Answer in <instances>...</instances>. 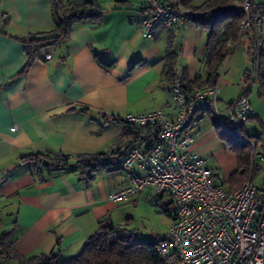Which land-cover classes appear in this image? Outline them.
I'll return each instance as SVG.
<instances>
[{
	"label": "crops",
	"instance_id": "1",
	"mask_svg": "<svg viewBox=\"0 0 264 264\" xmlns=\"http://www.w3.org/2000/svg\"><path fill=\"white\" fill-rule=\"evenodd\" d=\"M205 1L193 0L192 5ZM77 4H84L89 15L74 21L65 39L36 48L29 60L24 41L55 27L51 3L0 0V15H8L6 23L0 20V233L7 231L14 250L25 257L56 253L60 260L69 259L81 251L100 219L109 216L123 226L126 204L153 196L159 200L164 194L146 186L128 201L113 204L108 191L126 179L119 161L98 168L88 182L71 169L34 171L25 157L64 155L72 163L78 155L121 152L124 143L117 141L124 123L117 118L161 108L172 119L173 98L164 78L169 40L177 54V78L193 83L206 76L207 31L192 19L143 37L141 21L149 11L142 2L62 0L65 7ZM97 57L110 67L103 68ZM251 68L243 72L246 82ZM248 90L250 100L251 87L226 102L221 115ZM252 107L260 119V110ZM205 109L190 152L213 167L210 160L222 163L231 154ZM141 129L145 133L148 128ZM235 170L231 166L227 174ZM0 264L17 263L0 257Z\"/></svg>",
	"mask_w": 264,
	"mask_h": 264
},
{
	"label": "built area",
	"instance_id": "2",
	"mask_svg": "<svg viewBox=\"0 0 264 264\" xmlns=\"http://www.w3.org/2000/svg\"><path fill=\"white\" fill-rule=\"evenodd\" d=\"M138 1L149 11L141 21L143 37H150L158 28L181 24L189 15L179 2ZM254 1L241 0L236 7L244 17L236 42L225 45L226 61L235 53L245 29L253 33L257 53L264 54V9H258ZM0 20L6 23L8 15L2 13ZM217 85L218 81L213 87L186 93L176 77L169 86L175 109L172 119L161 108L122 117L137 127L155 128L157 139L148 146L138 144L127 150L119 161L126 179L108 191L107 199L119 204L146 186L170 195L175 205L174 217L166 237L156 246L164 264H264V188L259 190L254 183L255 169L260 166L259 171H264V143L257 145L248 139V175L234 189L225 186L220 171L207 166L204 157L190 152L205 106L225 130L255 115L245 95L221 115Z\"/></svg>",
	"mask_w": 264,
	"mask_h": 264
},
{
	"label": "trees",
	"instance_id": "3",
	"mask_svg": "<svg viewBox=\"0 0 264 264\" xmlns=\"http://www.w3.org/2000/svg\"><path fill=\"white\" fill-rule=\"evenodd\" d=\"M49 1L56 15L55 27L50 32L33 35L24 41V49L29 60L36 48L55 44L65 39L71 24L89 15L84 4L65 7L62 6V0ZM177 2L189 12L187 19H192L199 27L207 31L205 79L200 80L197 78L193 83H189L181 78L182 89L184 92L189 93L196 89L213 87L219 79L222 64L226 60L225 45L229 41L236 42L238 37V27L244 15L236 7L241 0H207L198 7L192 5L193 0H175L170 4ZM254 5L263 10L264 0L258 3L254 1ZM252 44L254 47L251 60L252 68L250 73L246 74V77L252 83L257 82L259 94H264V54L257 53L254 37ZM97 60L103 68H109L111 65L110 62L102 58L97 57ZM176 64L177 54L172 49V41L169 40L164 63V78L168 86L176 78ZM248 92L249 90L243 95L247 96ZM205 111H209V109L206 108ZM212 117L213 124L219 129V136L225 143H237L234 142L235 138L244 139L243 144L234 145L230 148L236 157L237 164L235 172L228 179L229 185L233 189L248 175L251 155L248 139H252L257 145L264 143V128L260 122L262 131L259 135L248 134L244 123L225 130L217 118L213 115ZM117 119L124 123V132L117 141L124 143V150L121 152L113 150L111 152L78 155L72 163L64 155L51 157L42 153L31 154L25 159L28 160V164L34 171L38 172L43 168L46 170L71 169L78 171L81 178L89 182L92 179V174L98 168L111 166L114 162L117 165L131 146L142 142L148 146L152 143L150 141L151 137L157 136L155 128H148L143 133L144 131L141 128L121 118ZM247 146L250 149L249 151L246 150ZM170 215L174 216L171 212ZM164 238L147 239L145 241L134 240V233L131 230L114 223L109 216H105L99 220L96 230L85 239L81 251L69 259L60 260L56 253L25 257L14 250L7 231L0 233V257L12 259L17 264H164L156 250L157 244Z\"/></svg>",
	"mask_w": 264,
	"mask_h": 264
},
{
	"label": "rangeland",
	"instance_id": "4",
	"mask_svg": "<svg viewBox=\"0 0 264 264\" xmlns=\"http://www.w3.org/2000/svg\"><path fill=\"white\" fill-rule=\"evenodd\" d=\"M261 0H255L258 3ZM253 33L251 30L245 29L240 37V43L229 61H224L220 71V77L218 79V91L217 96L220 99L218 101V107L222 113V108L226 102L231 101L243 90H247L251 87L249 94L250 103L260 110L261 118H251L247 120L246 129L250 135H259L261 131L260 122L261 119L264 121V94L258 93V83L246 82L243 77V72L246 69L252 67V52L254 50L252 39ZM222 91L225 92L226 96H221ZM251 104V105H252ZM244 139L235 138L234 142L237 143H225L230 151L231 158L222 159V163H213L212 160L209 163L215 167L220 168L219 170L225 176L223 183L225 186L229 185L228 179L230 175L235 172L227 174L231 166H236V157L230 148L234 145L243 144ZM249 151V147H246ZM222 165V166H221ZM260 166L255 171L254 183L259 190L264 188V171H259ZM227 174V175H226ZM241 183V182H240ZM239 183V184H240ZM239 184L236 186L238 187ZM235 187V188H236ZM234 189V188H233ZM175 205L170 199L168 193H164L162 198L153 196L152 198H142L140 201H133L126 204L124 212V221L126 222L123 226L127 227L131 232L134 233V240L145 241L147 239L157 240L165 237L169 225L171 215L170 212H174Z\"/></svg>",
	"mask_w": 264,
	"mask_h": 264
}]
</instances>
